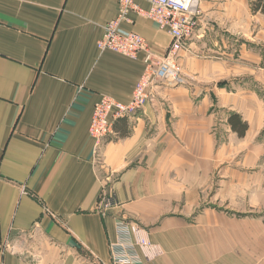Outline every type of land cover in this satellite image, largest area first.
Listing matches in <instances>:
<instances>
[{
  "label": "crops",
  "instance_id": "crops-1",
  "mask_svg": "<svg viewBox=\"0 0 264 264\" xmlns=\"http://www.w3.org/2000/svg\"><path fill=\"white\" fill-rule=\"evenodd\" d=\"M254 4L194 0L195 37L176 59L183 83L157 85L96 146L94 105L128 103L144 71L143 54L97 47L118 0H0L1 264H111L116 218L159 247L142 264H264L263 216L229 213L252 190L243 168L258 154L231 166L240 154L218 146L237 138L232 115L249 142L264 127L253 96L247 103L228 84L244 75L264 88V14ZM129 19L123 27L163 56L169 34L135 12ZM103 195L114 202L105 212Z\"/></svg>",
  "mask_w": 264,
  "mask_h": 264
},
{
  "label": "built area",
  "instance_id": "built-area-1",
  "mask_svg": "<svg viewBox=\"0 0 264 264\" xmlns=\"http://www.w3.org/2000/svg\"><path fill=\"white\" fill-rule=\"evenodd\" d=\"M143 1L149 4L146 11L135 0H118L117 15L103 26L97 44L100 52H113L133 60L143 54L144 71L128 103L103 96L94 105L89 134L96 146L112 134L115 120L131 119L140 113L157 85H179L184 81L176 59L195 37L198 12L193 10L194 0ZM132 12L151 20L159 30L169 34L170 44L163 56L154 55L143 37L123 27L131 23ZM101 203L100 209L105 212L114 205L113 197L103 195ZM139 233L135 224L115 219V239L109 246L111 264H142L160 257L159 247L139 237Z\"/></svg>",
  "mask_w": 264,
  "mask_h": 264
},
{
  "label": "rangeland",
  "instance_id": "rangeland-1",
  "mask_svg": "<svg viewBox=\"0 0 264 264\" xmlns=\"http://www.w3.org/2000/svg\"><path fill=\"white\" fill-rule=\"evenodd\" d=\"M236 44H237L236 48L234 49V57L237 58V56L239 55V48H240L239 45H241L238 38H236ZM235 81H234L235 82L234 85H231L233 83V80L228 81V84L230 85L229 89L238 90V92L240 93V97L244 98L245 100L248 99L247 103H249L248 102L249 99L252 98L250 96H253L258 111L260 113L261 110L264 111V88L263 89L261 88L259 82H256L252 78L251 79L246 78L244 77V75L240 77L238 75ZM240 84L242 85V87H238V85ZM225 85L226 84L223 81L218 82L219 88H224ZM249 105L253 106L252 104ZM262 131L264 134V127L263 129H261L258 125V128L253 132V137L251 142L247 140L248 138L243 139L244 135L242 136L237 135V138L234 141L225 140L222 138L221 142H218L219 149H222V151L225 150L224 152H221V154H240V156L236 158L235 161L231 162L232 163L231 166L234 165V162L236 163L240 162L241 158L243 157V154H258V159H254L252 165L250 166L248 165V167L246 166L243 168L244 170L243 173H245L247 177L246 180V182H248L247 187H249L250 185L252 187V190H250L249 188H245L244 198L240 197L239 195H236L239 196L238 198L233 197L234 198L233 202H236L235 204H237L236 206L237 209L241 208V211L239 213L229 211L230 214H237V216L249 214L252 216H263L264 218V158L260 157V154H264V140L262 141ZM225 146L227 147V149L224 148ZM235 192L237 194V190H235L233 193ZM251 204L253 207H249V205ZM245 208H247V211L246 212L242 211V209ZM136 227L140 231L139 237L144 238L146 240L147 238L146 231L139 228L138 225H136Z\"/></svg>",
  "mask_w": 264,
  "mask_h": 264
},
{
  "label": "trees",
  "instance_id": "trees-1",
  "mask_svg": "<svg viewBox=\"0 0 264 264\" xmlns=\"http://www.w3.org/2000/svg\"><path fill=\"white\" fill-rule=\"evenodd\" d=\"M254 10H259L264 14V0H257V4L254 7ZM230 126L232 130L236 131L239 136H242L246 126L242 124L238 115H232L229 119Z\"/></svg>",
  "mask_w": 264,
  "mask_h": 264
}]
</instances>
